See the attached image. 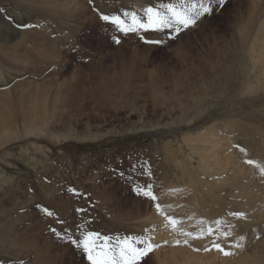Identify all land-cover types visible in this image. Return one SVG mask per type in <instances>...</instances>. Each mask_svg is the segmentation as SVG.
Instances as JSON below:
<instances>
[{
    "label": "rangeland",
    "instance_id": "1",
    "mask_svg": "<svg viewBox=\"0 0 264 264\" xmlns=\"http://www.w3.org/2000/svg\"><path fill=\"white\" fill-rule=\"evenodd\" d=\"M62 1L0 0V32L6 34L0 37V74L9 66L20 67L0 75V91H9L8 97H0V127L2 121L11 120L10 129L17 136L0 147V264H90L82 246L69 242V237L79 238L82 245L89 232L99 233V238H92L96 251H110L117 260L126 243L141 248V241L147 240L157 248L163 247L162 242H155L159 233L151 230L156 225L142 228L146 225L141 222L143 216L134 214L138 207L150 206V197L140 191L149 185L159 201L167 199L163 203L172 210L167 213L178 218V231L182 228L185 234L207 224L224 228L226 211L216 216L206 209L208 204L190 198L198 188L184 182L179 146L185 144L182 140L190 126L205 122L227 107L245 108L260 114L253 111L246 115H257L254 118L239 117L246 131L238 137L231 131L233 139L248 160L264 163V100H256L254 107L246 104V94L233 91L231 83L228 96L218 97L213 91V105L194 106L192 98L188 101L190 84L195 80L192 78H196L194 65L198 60L194 55L214 57L220 48L211 46L215 40L226 49L230 43L238 58L239 82L254 71L260 73L264 85V73L258 68L264 64L259 48L241 52L234 41L235 35L248 36L237 28L241 13L248 16L260 12L264 0H259L262 6L253 10L250 0H226L222 7L179 33L171 29L124 33L102 19L105 14L101 13L118 14L131 24L133 13L146 20L150 6L166 12L169 4L179 9L198 0H73L72 7ZM75 5H79L80 14L73 11ZM259 35L251 34L255 38ZM142 36H155L153 40L161 42L147 44ZM231 36L235 37L229 41ZM182 42H186L184 49L179 48ZM14 71L17 74L13 75ZM39 99L44 106L35 111ZM227 133L230 131L225 129ZM251 135L259 140L254 142ZM206 174L200 178L215 179ZM150 199L152 207L155 200ZM162 222L170 226L165 219ZM256 227L249 233V241L264 238V229ZM194 244L184 246L193 251L191 256L181 250L170 251L167 243L160 257L149 255L139 264L222 263ZM259 246L264 252V244Z\"/></svg>",
    "mask_w": 264,
    "mask_h": 264
},
{
    "label": "bare ground",
    "instance_id": "2",
    "mask_svg": "<svg viewBox=\"0 0 264 264\" xmlns=\"http://www.w3.org/2000/svg\"><path fill=\"white\" fill-rule=\"evenodd\" d=\"M48 1L52 2V0H48ZM64 1L65 2L68 1V2L65 3ZM64 1H62V2H64V4H67L68 7L71 4H74V3H72L73 0H67V1L64 0ZM33 2L35 3V1H33ZM250 2L253 3L251 10H253L255 7H261L262 6L259 4V0H250ZM41 3H43L42 0H41ZM49 4L51 5V3H49ZM67 5H65V7H67ZM78 6L75 5L76 8L74 7L73 11L76 10L80 14V10H79L80 8ZM71 7H72V5H71ZM82 8H84V6ZM82 8H81V10H83ZM90 14H92V13H90ZM101 14L113 15V14H109V12L108 13L102 12ZM241 14L243 16L238 15V17L240 16V18L238 19V22H237V23H239L237 28H241L244 32H246L248 34V36H246V37H244V36L239 37L238 35H235L236 37L233 36V37H235L234 41L238 42L236 44V48L238 50H240L241 52H244L246 50H250L252 48H259L258 52H259L260 58L263 59L264 54H262V53H264V7L258 13H254V11H253V14H250L247 16V14L244 15V11H243V13H241ZM116 15H118V14H116ZM89 16L93 17V15H89ZM2 20L0 19L1 23H2ZM54 23H55V21H54ZM108 24H110V23H108ZM91 25H92V23H91ZM110 25H112V24H110ZM0 27H1V24H0ZM51 31H52V29H51ZM37 33H38V31H37ZM45 33H47V32H45ZM255 33L260 34L258 38L251 36V34H255ZM5 35H4V32H0V37H6ZM42 37H44V36H42ZM142 37H145L147 39H154L155 38V36H142ZM233 37L231 36L229 41H231L233 39ZM249 39L252 41V43H249V41H247ZM15 44H16V42H15ZM215 45L220 46V48L217 49L214 57H209V56L205 57V56L201 55V53H196L194 55V58L196 57L198 60L197 61L195 59V61H197V64L194 65V69H195L194 74H196L195 75L196 78H192L195 80H193V82L190 84V88H189L190 95L188 96L189 97L188 101H190V98H192L193 99L192 103L195 102L194 106H196V107H198V106L199 107H203V106L210 107L211 105H213L215 103V100H216L215 97H211V96H213L212 92L217 91L216 94L218 97L219 96L221 97L222 94L228 96L230 93L228 91V89H229V87H231L230 86L231 83L234 84L232 87L233 91H237V93L246 94V96L243 95V97H246L244 100V102H246V104H249V105L254 107L255 102H257L256 100H264V93L258 95V92H261L262 90H264V85L262 83H260L262 81L261 77H260V73H258V72L256 73V72L252 71L249 78L241 79V80H243V83L239 82L238 79H240V78H238V74H237L239 67L236 65L238 58H237V54L234 53L231 44L228 43V49H226L225 44H222L221 41H219V40H215V43L212 44L211 46L213 47ZM20 48H21V46H20ZM45 48H47V47L45 46ZM179 48L180 49L186 48V42H182L180 44ZM38 49L41 50L42 48H38ZM34 51H35V49H34ZM41 51H43V49ZM46 51L44 50V52H46ZM183 52H184V50L182 51V54H183ZM26 53L27 52H25V54ZM45 54L50 55L51 53L49 54V52H46ZM41 56H45V55L43 54ZM13 57H14V55H13ZM10 59H11V57H10ZM13 60H15V59H13ZM13 60H12V62H13ZM16 60H18V59L16 58ZM203 61H204V63H202ZM17 62L15 61V64H17ZM11 66H13V64ZM5 67H7V66H5ZM13 67H16V68L11 69L9 66V68H7V70L5 68V70L7 71V73L10 72V74H11L13 72V70L18 71L20 69V67L18 69L17 66H13ZM258 68L259 69L261 68L260 69L261 72L264 73V64H261V67H258ZM8 69H10V70H8ZM0 71H2V70H0ZM4 71L1 72V74H4ZM17 71H14L13 75L15 73L17 74ZM190 73H192V72H190ZM20 74H18V75H20ZM123 75H125V74H123ZM11 78H13V77H11ZM263 79H264V77H263ZM254 80H255V82H254ZM221 82H223V83H221ZM188 87H189V85H188ZM184 89H186V88L184 87ZM185 92H188V91H185ZM8 93H9V91H7V90L0 91V97L6 98V97H8ZM247 101H249L250 103ZM252 102H254V104H252ZM260 105H263V103ZM43 106H44V101L42 99H39L35 111L42 110ZM244 109H241V108L238 109L237 107H230V108L227 107L225 110L217 111L216 115L214 117H209L208 120H206L205 122H202L199 125L190 126L191 128H189L190 131L187 133L188 135H185V137H183V140H182L185 142V144L182 143L179 146L181 149V155H182L181 162H182V164L184 163L183 164V170L184 171L182 170V172H181V174L183 173L184 182H187L186 184L188 186H189V184H190V186L192 184H194V186H196V188H198V189H195L196 192H193V194L191 195L190 198L193 199L196 203H202L204 205L208 204L209 208L207 205L206 209H209V211L213 212V214H215V215H216V213L221 214L224 211H226L225 212L226 217H227L225 219L226 226H224V228L219 227V229H222V232L225 231L223 229H227V231L229 233V237L227 238L228 242L233 241L234 243H236L237 241H239V238L241 236L244 238L242 241H239V243L241 245L240 247H235V246L230 247L232 249V252L230 255H225L220 250H216V249L207 250L206 249V246L208 243L207 239H197V240L191 241V244L195 243L197 246L202 247L204 250H206V252H208V254H206V253L205 254L210 255L211 258H213L212 260H214V258H216V260L222 261L221 264H228V263H231V264H264V252H263V250L260 249V246H259L260 244H264V238L259 240V241H253V239L251 241L248 240V235H250L249 233H251V231H254V229L257 228L256 226H259L262 229H264V175L259 171V169L256 165H250V164L246 163V161H248V159H249V156H246V154H244L242 152V147H239L236 144V140L234 141L233 134L231 133V131L236 132L235 137H238L237 136L238 133H240L241 131H246V130H242L243 129V127H242L243 122L239 121L238 118L242 117V118L247 119L245 117V116H247L246 114L253 112L254 110L249 111V110H244ZM257 112L258 111H254V113H257ZM0 113H2V112H0ZM9 113H11V112H9ZM5 116H7V115H5ZM256 116L257 115L247 116V117L250 119V118H254ZM2 118H4V116ZM43 122H44V120H43ZM1 123H2V126L0 127V147L3 146L4 144H7V142H9L10 140L17 138L16 134L12 133V131H11L12 129H10L9 124L11 123V120H9V121L4 120ZM193 124H194V122H193ZM24 125H23V127H24ZM43 125H45V124H43ZM11 126H12V124H11ZM27 127H29V126H27ZM193 129H196V130L192 131ZM225 129L227 131H230V133H227V135H225ZM17 130L18 129H16V132H17ZM250 132H252V130ZM243 133H241V134H243ZM241 136H240V139H241ZM254 136H252V138H250V139H252V140L255 139V138H253ZM256 139L259 140V138H256ZM256 139L254 142H256ZM258 140H257V144H258ZM233 142H235V143H233ZM251 143H252V141H251ZM239 145L241 146V144H239ZM242 146H243V144H242ZM254 148H256V147H254ZM255 156H253V157H255ZM251 157H252V155H251ZM257 161H259V160H257ZM179 173H180V171H179ZM203 173H205V174L207 173L209 176L214 175L215 179L200 178V175H202ZM217 175H220V176H217ZM202 177H204V176H202ZM179 189H180V187H179ZM187 192H189V191H187ZM166 198H168V197H166ZM160 200H161V198H160ZM151 201L152 200L150 198H148L147 204L150 205L149 207H145V209H144V207L141 208V206H140L137 208L136 212L134 211L135 216H140V217L143 216V219L141 222L146 223V225L143 223L144 227H142V228L146 229L147 227H150L152 224H155L157 226L156 230H155V227H156L155 225H154L155 227H153L151 229L152 231L156 232V234H157V232L159 233L158 237L154 233L157 237L156 238L157 240L155 239L156 240L155 242H156V244H159L160 242L163 243L162 244L163 247H161V248L158 247L153 252H151V254H148L146 257H148L149 255H155L157 257L163 250L165 251V249H167V246H169V245H167V243L168 244L170 243V248H169L170 251L181 250L183 252L185 251L184 253H187L189 256H191L193 251L187 249L189 247L186 248L184 246L172 245L175 241L183 239L182 235H180L181 233H183L182 228L180 227L181 230L178 231L179 228L177 229L175 227L176 224L173 226L170 225L173 227L172 228V227H170V226H168L162 222L163 219L160 217L161 213H159L160 214L159 216L156 215V213H157L156 211H165L167 215H169V212L167 213V210L172 212V210L169 209L168 205L166 204L167 199L165 200L163 198V200L159 201L157 198V201L156 200L154 201V204H153L154 208L153 209H152L153 206L151 207ZM160 202L161 203L166 202V203H163L165 205H162ZM67 204H68V202H67ZM157 204H159L161 206L160 210L156 207ZM194 207L195 206H193V208ZM200 208H202V207H200ZM196 209H198L200 211V209L197 208V206H196ZM225 209H227V210H225ZM130 210H129V212H130ZM234 210H236L237 213L244 212V216L240 217L237 215H232L233 214L232 211L234 212ZM206 211H204L205 214H206ZM209 211L207 212L208 214L210 213ZM201 213H203V210ZM220 214H218V215H220ZM132 215L133 214H131V216ZM174 216H175V214H174ZM160 221H161V223H160ZM6 224H7V222H6ZM201 225H203V224H201ZM140 226H142V225H140ZM207 226H208V224L206 225V227ZM41 227H43V226H41ZM254 227H256V228H254ZM174 228H176V229H174ZM199 230H202V229H199ZM14 233H17V232H14ZM215 233L216 232H214L213 234H215ZM1 234H3V233H1ZM221 240H223V239H221ZM21 242H22V240H21ZM27 242H29V241H27ZM165 242H167V243L165 244ZM151 244L154 245V242H152ZM25 246H24V248H25ZM143 246H145V245H143ZM244 247H246V248L248 247V249L245 251ZM262 247H263V245H262ZM26 249H28V248H26ZM238 254L240 256H238V259L237 258L235 259V256ZM146 257H144V258H146ZM158 257H160V256H158ZM231 258H233V259H231Z\"/></svg>",
    "mask_w": 264,
    "mask_h": 264
},
{
    "label": "snow or ice",
    "instance_id": "3",
    "mask_svg": "<svg viewBox=\"0 0 264 264\" xmlns=\"http://www.w3.org/2000/svg\"><path fill=\"white\" fill-rule=\"evenodd\" d=\"M226 0H198V3L182 6L181 8H176L174 5H167L166 12H160L155 7H148L146 9L147 19H140L135 13L131 16V24H126V22L121 19L119 16L109 17L108 15L102 16L104 20H111L114 24H116L121 32L129 33L136 32L139 29H144L145 31H153L159 32L164 29H171L175 33H179L182 29H187L190 26L196 24L197 20L205 15H209L213 13L214 8L222 7L225 4ZM26 27H32V25H25ZM160 43L161 41H148ZM248 164L257 165L259 171L264 173V163H259L255 160H248ZM151 186H147L146 189H141L140 191L146 197H150L153 200L156 197L153 195L150 190ZM159 209L161 206L159 204L156 205ZM47 215L51 216L52 212L48 209L44 210ZM232 215L243 216V213H233ZM171 220V218H169ZM175 223V222H174ZM208 233H212V229L209 228ZM55 233V230H53ZM187 235H191L187 233ZM225 236L228 233H224ZM93 237L99 238V233L89 232L86 234L83 244H80L79 238H71L69 237L70 243H75L77 246H82L83 250L87 253L88 259L92 261V264H139V262L148 255L150 251H152L154 245L149 243L147 240L141 241L144 247L134 248L130 244H125V246L120 248V259L117 260L114 255L110 253V251H96V246L93 241ZM63 239L64 237H60ZM198 238V237H193ZM108 239V238H105ZM244 238L241 236L239 241H242ZM237 241L234 246L240 247V243ZM179 243V241H177ZM187 243V240L184 241ZM217 249L224 251L219 244L214 245ZM225 255H230L229 252H224Z\"/></svg>",
    "mask_w": 264,
    "mask_h": 264
}]
</instances>
